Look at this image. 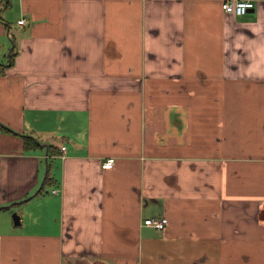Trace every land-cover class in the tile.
Returning <instances> with one entry per match:
<instances>
[{
  "label": "crops",
  "instance_id": "crops-1",
  "mask_svg": "<svg viewBox=\"0 0 264 264\" xmlns=\"http://www.w3.org/2000/svg\"><path fill=\"white\" fill-rule=\"evenodd\" d=\"M224 1L0 0V264H264V0Z\"/></svg>",
  "mask_w": 264,
  "mask_h": 264
},
{
  "label": "built area",
  "instance_id": "built-area-1",
  "mask_svg": "<svg viewBox=\"0 0 264 264\" xmlns=\"http://www.w3.org/2000/svg\"><path fill=\"white\" fill-rule=\"evenodd\" d=\"M253 8H254V0H225L223 2L224 11L228 14L235 15V16L244 15L250 9H253ZM17 22L18 24H23L24 19L21 18ZM113 165H114V158L105 159L102 163V166L104 168H111ZM51 192L55 193V190L53 189ZM143 223L157 230H162L167 223V218L150 217V218L144 219Z\"/></svg>",
  "mask_w": 264,
  "mask_h": 264
},
{
  "label": "water",
  "instance_id": "water-1",
  "mask_svg": "<svg viewBox=\"0 0 264 264\" xmlns=\"http://www.w3.org/2000/svg\"><path fill=\"white\" fill-rule=\"evenodd\" d=\"M12 217H13V219H14L15 222H18V218L19 217H18V215H16V213H13L12 214Z\"/></svg>",
  "mask_w": 264,
  "mask_h": 264
},
{
  "label": "trees",
  "instance_id": "trees-1",
  "mask_svg": "<svg viewBox=\"0 0 264 264\" xmlns=\"http://www.w3.org/2000/svg\"><path fill=\"white\" fill-rule=\"evenodd\" d=\"M52 150H53V149L51 148V150H50V151H52ZM48 178H49V177H46V179H45L46 181H45V182H47V181H48Z\"/></svg>",
  "mask_w": 264,
  "mask_h": 264
},
{
  "label": "rangeland",
  "instance_id": "rangeland-1",
  "mask_svg": "<svg viewBox=\"0 0 264 264\" xmlns=\"http://www.w3.org/2000/svg\"><path fill=\"white\" fill-rule=\"evenodd\" d=\"M17 215V214H16Z\"/></svg>",
  "mask_w": 264,
  "mask_h": 264
}]
</instances>
